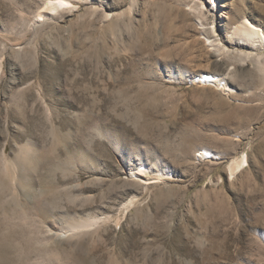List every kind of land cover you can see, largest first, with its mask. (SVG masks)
I'll list each match as a JSON object with an SVG mask.
<instances>
[{"label": "rangeland", "instance_id": "rangeland-1", "mask_svg": "<svg viewBox=\"0 0 264 264\" xmlns=\"http://www.w3.org/2000/svg\"><path fill=\"white\" fill-rule=\"evenodd\" d=\"M54 1L0 0V264H264V0Z\"/></svg>", "mask_w": 264, "mask_h": 264}, {"label": "bare ground", "instance_id": "bare-ground-1", "mask_svg": "<svg viewBox=\"0 0 264 264\" xmlns=\"http://www.w3.org/2000/svg\"><path fill=\"white\" fill-rule=\"evenodd\" d=\"M201 2V1H200ZM211 3V2H210ZM48 4V6H47V8L45 9V10H43V12L42 13H40V17H43V14L45 13H47V14H51L52 13V11L53 10H55V9H57L60 5H68L69 3H68V1H66V0H56V1H54V2H49V3H47ZM200 5H202L203 7H205V3H203V2H201V4ZM197 8V7H196ZM189 9H192V7H189ZM195 9V8H194ZM193 10V9H192ZM195 11V10H194ZM208 11H209V9H208ZM52 15V14H51ZM213 17V16H212ZM206 19V20H208V19H210V17L207 15V13H205V12H203L202 11V13H201V15H200V19L202 20V19ZM215 23V22H214ZM202 24H204V23H202ZM213 28L215 29V25L213 26ZM216 32V31H215ZM234 37H238L240 40H242L240 43H241V45H247V42H255V43H258V42H263L264 41V28L261 26V25H259L258 23H256V22H254L253 20H251L249 17H247V16H245V17H243L241 20H240V22L238 23V24H236L234 27H233V31H232V33H231ZM205 35V34H204ZM207 39L208 40H210V38L209 37H207ZM221 43H215V44H213L212 46H217V45H220ZM218 51H220V49H218ZM243 51V50H242ZM242 51L240 50V49H235L234 48V50L233 51H230L228 48H226V47H224L223 46V50L221 51V52H219V53H226L225 55L226 56H231V57H236V56H240V55H242L243 53H242ZM235 62V61H234ZM201 80V82H205V83H207V82H210V83H215L216 85H221V83H224V82H221L222 80H223V77L222 76H218V75H214V74H212V73H210V72H205V73H203L202 75H201V78H200ZM225 86L227 87V88H229L228 87V85H227V83H225ZM54 146H56V145H54ZM27 149V148H26ZM32 151H33V148L32 147H30L29 146V148H28V153H32ZM27 153V154H28ZM2 157H3V155H2ZM42 162V161H41ZM49 163V162H48ZM1 167H0V173H2L4 176H6V177H9L10 178V180L12 179L13 181H11L12 182V184H15V180H16V175H15V172H14V170L12 169L13 167H14V163L13 162H9V161H7L6 159H2V161H1ZM37 164V163H36ZM249 165V163H248V155H247V153H245V154H243V156L242 157H240V158H237V159H235L234 161H232L231 163H229V165H228V172H229V174L231 175V176H233V177H235V175L237 174V172H239V171H241L242 169H244L246 166H248ZM145 168L144 167H140L138 170H136V171H133L132 172V175L134 176V177H139V176H141V175H144V173H145ZM142 178V177H141ZM138 179V178H137ZM141 181H143V183H145L146 185L147 184H149V183H151V182H149V180L150 179H147V178H143V179H140ZM4 185V184H3ZM2 185V182L0 183V191H1V195L5 192L4 190V187H2L3 186ZM78 187V186H77ZM80 187V186H79ZM148 187V186H147ZM36 192V191H35ZM40 203V202H39ZM56 204V203H55ZM57 211V210H56ZM53 213V212H52ZM97 221H92V222H90V223H85V224H80V225H75V227H85V226H88V225H93L94 223H96ZM75 227H71L70 226V230H74L75 229ZM80 229V228H79ZM69 230V231H70ZM77 230V229H76ZM75 230V231H76ZM68 233V232H67ZM66 233V234H67ZM65 234V235H66ZM3 235V234H2ZM64 235V236H65ZM62 236V235H61ZM7 240V239H6ZM11 242V241H10ZM12 243V242H11ZM11 245V244H10ZM4 246H6L5 244H4ZM7 250V249H6ZM5 251V250H4ZM3 251V252H4ZM18 251V250H17ZM31 255V254H30ZM2 257V256H1ZM18 259H19V257H17ZM18 259H16L15 258V260H18ZM28 259H29V257H28ZM8 263V261L6 262V264ZM10 263V262H9ZM8 263V264H9Z\"/></svg>", "mask_w": 264, "mask_h": 264}]
</instances>
